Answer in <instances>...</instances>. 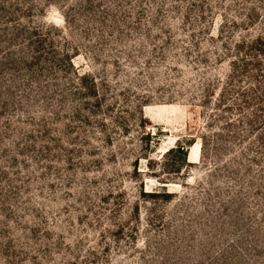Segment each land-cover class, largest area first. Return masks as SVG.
Masks as SVG:
<instances>
[{
    "label": "rangeland",
    "instance_id": "rangeland-1",
    "mask_svg": "<svg viewBox=\"0 0 264 264\" xmlns=\"http://www.w3.org/2000/svg\"><path fill=\"white\" fill-rule=\"evenodd\" d=\"M0 264H264V0H0Z\"/></svg>",
    "mask_w": 264,
    "mask_h": 264
},
{
    "label": "trees",
    "instance_id": "trees-1",
    "mask_svg": "<svg viewBox=\"0 0 264 264\" xmlns=\"http://www.w3.org/2000/svg\"><path fill=\"white\" fill-rule=\"evenodd\" d=\"M245 61H248L247 59L245 60ZM249 61H252V60H249ZM234 62V64H236L235 62L236 61H233ZM247 64V63H246ZM254 64H255V62H254ZM254 68H255V66H254ZM256 69V68H255ZM141 116L143 117V115L141 114ZM144 119V118H143ZM150 132H146V136H150ZM186 143H188V144H192V140H188ZM185 143V144H186ZM185 144H182L181 142L180 143H178L177 144V146H176V148H172V149H170V150H168L167 152L168 153H171V152H177V153H179V154H181L182 155V158H183V160H185V156H186V151H185ZM174 149H176V150H174ZM149 161V160H148ZM151 161V160H150ZM174 171L175 172H178L179 171V167H177V168H174Z\"/></svg>",
    "mask_w": 264,
    "mask_h": 264
},
{
    "label": "bare ground",
    "instance_id": "bare-ground-1",
    "mask_svg": "<svg viewBox=\"0 0 264 264\" xmlns=\"http://www.w3.org/2000/svg\"><path fill=\"white\" fill-rule=\"evenodd\" d=\"M198 151H199V144L196 143V144H194V145L191 147V152L197 155Z\"/></svg>",
    "mask_w": 264,
    "mask_h": 264
}]
</instances>
